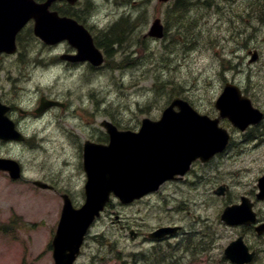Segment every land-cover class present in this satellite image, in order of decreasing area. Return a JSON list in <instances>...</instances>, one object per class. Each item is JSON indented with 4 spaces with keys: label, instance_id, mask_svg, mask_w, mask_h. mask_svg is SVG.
Returning <instances> with one entry per match:
<instances>
[{
    "label": "rangeland",
    "instance_id": "1",
    "mask_svg": "<svg viewBox=\"0 0 264 264\" xmlns=\"http://www.w3.org/2000/svg\"><path fill=\"white\" fill-rule=\"evenodd\" d=\"M201 1L204 4L179 13V3L163 5L158 0H81L77 10L94 35L124 16L129 20L124 25L132 28L99 71L57 64L69 47H47L28 33L20 56L0 58L3 101L29 111L41 94L68 103L66 111L22 124L33 148L0 143V154L20 161L27 178L13 182L0 175V264H54L49 244L63 201L58 193L36 189L30 181L49 183L59 192H69L76 205L82 204L86 179L80 146L85 139H105L103 120L138 129L144 118L158 119L177 95L216 117L214 104L227 82L240 86L264 112V0ZM157 18L167 30L161 41L147 37ZM253 50L259 56L255 62ZM225 57L233 63L231 71ZM16 118L22 122L19 113ZM222 126L232 136L225 154L209 167H194L185 184H169L134 206L123 208L114 201L94 225L77 264H131L138 260L132 254L152 252L158 260L168 257L166 264H228L223 251L241 235L260 252L253 264H264V238L226 227L220 220L223 209L245 195L256 201L264 220V202L255 198L264 172V122L246 132L227 120ZM220 185L229 187L225 197L214 195ZM118 215L124 223L117 224ZM163 225H180L184 234L153 247L142 239L132 240L127 229L147 233Z\"/></svg>",
    "mask_w": 264,
    "mask_h": 264
},
{
    "label": "water",
    "instance_id": "2",
    "mask_svg": "<svg viewBox=\"0 0 264 264\" xmlns=\"http://www.w3.org/2000/svg\"><path fill=\"white\" fill-rule=\"evenodd\" d=\"M55 0L46 4H37L34 0H0V52L14 51V42L18 31L31 18L36 20L35 32L46 42L52 43L70 39L81 49V55L74 61L91 60L95 65L103 62L101 53L93 46V41L71 20L58 19L49 12ZM74 4L77 0H69ZM168 1V0H163ZM151 36L162 37L163 29L157 21L150 32ZM54 38V41H53ZM236 94L237 102L243 108L238 110L236 103L229 98ZM238 88L228 85L217 102L221 117H228L236 126L245 129L250 123L262 118L259 111L253 110L251 102L242 98ZM175 107L180 112L175 111ZM5 124V121L2 120ZM0 121V122H2ZM111 138L109 146L87 143L85 170L89 181L86 187L87 203L81 210H74L70 201L66 202L58 233L53 242L56 264H73L80 252L90 225L109 201L114 192L124 203L155 191L167 179L176 174L184 175L193 161L201 158L210 160L216 153L223 152L229 142L226 130L219 128V119L211 120L199 115L188 102L175 99L158 122L144 120L139 134L119 132L115 126L103 124ZM6 139L22 140L12 130H8ZM10 167L15 178L20 169L13 162H0ZM38 186L46 188L42 183ZM261 193L258 198L264 200V177L259 181ZM223 193V188L220 189ZM253 204L243 198L241 206L228 207L222 220L228 225H251L256 223ZM264 232V224L256 229ZM232 261L244 264L253 260L243 238L231 243L225 251Z\"/></svg>",
    "mask_w": 264,
    "mask_h": 264
},
{
    "label": "trees",
    "instance_id": "3",
    "mask_svg": "<svg viewBox=\"0 0 264 264\" xmlns=\"http://www.w3.org/2000/svg\"><path fill=\"white\" fill-rule=\"evenodd\" d=\"M181 8L183 7L178 6V10L183 12V9L181 10ZM124 24H127L125 20L119 24H116L109 30V32L102 34L100 45L103 46L108 53L113 52L116 45H119L120 47V45L123 43V40L128 38L132 28L131 26L128 27V25L126 26Z\"/></svg>",
    "mask_w": 264,
    "mask_h": 264
},
{
    "label": "bare ground",
    "instance_id": "4",
    "mask_svg": "<svg viewBox=\"0 0 264 264\" xmlns=\"http://www.w3.org/2000/svg\"><path fill=\"white\" fill-rule=\"evenodd\" d=\"M183 1H184V4H183ZM180 4V6H182L183 8H181V10L183 12H186L187 10H190L193 6H197V5H200V4H204L203 1L199 2V0H177L176 4ZM177 11L179 13H182L178 10V7H177ZM123 27V26H122ZM217 27V26H216Z\"/></svg>",
    "mask_w": 264,
    "mask_h": 264
},
{
    "label": "flooded vegetation",
    "instance_id": "5",
    "mask_svg": "<svg viewBox=\"0 0 264 264\" xmlns=\"http://www.w3.org/2000/svg\"><path fill=\"white\" fill-rule=\"evenodd\" d=\"M183 181V180H182Z\"/></svg>",
    "mask_w": 264,
    "mask_h": 264
}]
</instances>
